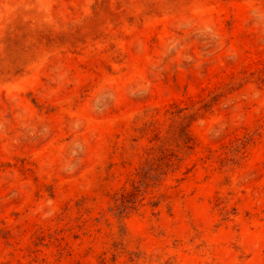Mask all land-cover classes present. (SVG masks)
<instances>
[{"label": "rangeland", "instance_id": "rangeland-1", "mask_svg": "<svg viewBox=\"0 0 264 264\" xmlns=\"http://www.w3.org/2000/svg\"><path fill=\"white\" fill-rule=\"evenodd\" d=\"M0 264H264V0H0Z\"/></svg>", "mask_w": 264, "mask_h": 264}]
</instances>
